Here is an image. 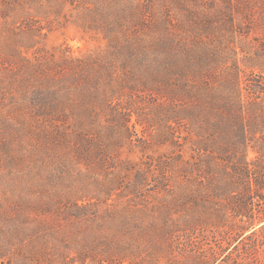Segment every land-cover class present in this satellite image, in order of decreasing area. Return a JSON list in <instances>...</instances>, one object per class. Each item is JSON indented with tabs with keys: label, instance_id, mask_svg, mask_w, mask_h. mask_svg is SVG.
Segmentation results:
<instances>
[{
	"label": "trees",
	"instance_id": "obj_1",
	"mask_svg": "<svg viewBox=\"0 0 264 264\" xmlns=\"http://www.w3.org/2000/svg\"><path fill=\"white\" fill-rule=\"evenodd\" d=\"M106 1L0 0V33H9L0 37V47L20 42L0 58V163L9 174L13 164L22 172L31 159L36 168L31 181L40 195L29 209L38 220H27V213L26 222L21 193L15 197L17 189L0 184V259L164 264L178 241L182 255L191 254L183 264H264L256 241L226 252L251 230L256 216L264 221V82L252 75L243 79L240 66L223 59L224 50L210 41L215 23L204 17L207 29L199 33L197 20L203 17L180 16L179 0ZM9 17L14 24L21 17V37L10 35L15 29ZM71 24L108 46L79 54L72 46L57 53L42 46L53 30ZM15 59L20 62L13 70L4 68ZM140 78L147 79L149 96L158 97L148 112L129 95L127 84H139ZM134 114L139 121L132 122ZM137 124H145L143 134ZM153 143L169 146L170 155H151ZM123 145L131 154L140 148L137 161H121ZM250 151L256 152L253 158ZM46 159L54 160L50 172L36 166ZM105 166L113 171L95 175V196L86 193L84 182L75 190L66 184L69 167L100 173ZM118 168L134 173L131 181L123 176L124 193H118L124 189ZM108 175L114 176L110 183ZM115 193L116 201L109 203ZM260 204L263 208L255 207ZM68 220L85 227L76 257L58 247L66 238L59 230ZM106 223L113 224L107 235ZM210 230L221 232L228 244L222 251H196L190 233ZM237 257L241 263L231 260Z\"/></svg>",
	"mask_w": 264,
	"mask_h": 264
},
{
	"label": "rangeland",
	"instance_id": "obj_2",
	"mask_svg": "<svg viewBox=\"0 0 264 264\" xmlns=\"http://www.w3.org/2000/svg\"><path fill=\"white\" fill-rule=\"evenodd\" d=\"M105 4H107L106 0H103ZM213 0H179V4L176 5L179 8H176L180 16H183V18L186 17L187 14H193L197 15L199 17H203L202 20H197L200 25H197V31L200 33L205 34L206 32V22L207 21H213L215 23V29L217 30L213 35H208V37L213 39V41L216 44H219L220 50H224L223 52V59L225 58L227 62H231L234 65H239L242 69L243 73V79H246L249 77V75H252L251 77H254L257 81L264 82V0H218L216 3L212 2ZM228 2V4H225ZM223 13H225L223 15ZM224 19L225 16H228ZM204 17L207 21L204 20ZM230 19H234L233 24L231 26V23L229 22ZM8 24L12 29H15L10 35H16L21 37V25L20 22L22 21L21 17L16 19L17 24H14L15 21H13V17L8 18ZM4 22V18L0 17V24ZM43 23L45 21L43 20ZM230 27V28H229ZM232 28V30H231ZM201 30V31H200ZM46 32V29H44ZM0 37L9 35L8 32H1ZM13 39V38H12ZM208 40V39H207ZM209 41V40H208ZM224 41V42H223ZM223 42V43H222ZM11 43L13 46H6V47H0V58H4L5 54H9L13 49L17 48V44L20 42H17L16 39L12 40ZM42 45L47 50H49L50 53H57L59 49H64L69 46H72L76 52V54L80 53V50L82 52H86L87 50H99L106 48L107 41L97 42L93 38L91 39L90 35H87L84 31L80 30L75 25H69L68 27H62L58 28L56 30H53L49 37L44 41ZM40 48V47H39ZM41 49V54L44 57V54H47V52L43 49ZM23 51L26 55L33 56L34 50L31 48L29 51L25 47H23ZM13 59V57L9 58ZM20 61L15 59L14 63L7 62L4 65L5 69L13 70L15 66L18 65ZM25 63V61H24ZM247 76V77H246ZM147 79L140 78L139 84H134L133 81L128 83L130 89V96L139 102L140 110H143L144 112H148L149 109H151V106L154 104L152 101L154 99H158V97H150L146 87L148 86ZM156 94V93H155ZM159 101V100H158ZM157 101V102H158ZM155 102V103H157ZM2 115L3 111H1ZM261 120L264 118V114L262 116ZM137 118V114L133 115L132 122H135ZM139 121V120H137ZM136 121V122H137ZM141 126H145V124H137V129L139 128L140 133L143 134V128ZM1 132V131H0ZM258 135V134H257ZM259 136V135H258ZM260 137V136H259ZM190 146V144H188ZM15 149L18 150V148L15 147ZM123 153L120 156L121 161H127L131 159L132 161H137L138 157L141 156V152L139 151V147H135V153L131 154L128 152V149L125 145L121 147ZM169 146L162 145L159 143H153L151 145V150L149 153L151 155H160L163 153H166L169 151ZM171 153V152H170ZM166 153V155H170ZM256 155V152L250 151L249 158H253ZM25 156L28 157V153H25ZM54 160H39L38 164L36 166L42 167L47 166L46 171L50 172L54 169L53 163ZM116 165L125 164L124 162H118L116 161ZM24 170L22 172L19 171V166L16 164H13L11 166V171L8 174L7 168L3 166L0 163V173H2L1 182L2 188L3 187H10L17 189L15 190L14 196H18L21 193L22 202L20 203V209L24 210L22 216L24 217V221H26L25 214L30 213V217L27 220L32 221L35 217L38 220L37 216L30 211L31 202L37 201L40 199V195L38 191L34 190V181L33 176H36V168L33 161L29 158H27L24 162ZM104 171H99L100 173L91 170H86L84 168V172H80V169L78 167V170H75L72 167L70 168L69 175H67V181L66 184L72 186V188L75 190L76 186L79 184H82L84 182V187L86 186V193L88 195H96V191L94 189L95 185V175L97 177H105L107 173L110 171H113L112 168H108ZM34 168V169H33ZM119 169V168H118ZM47 173V172H46ZM94 175V177H93ZM127 175L124 174V169H119V176L121 180L123 181V187L124 189L122 191H118V193H124L126 182L123 180V176ZM93 177V178H92ZM108 183L112 182L114 179L113 175H108L107 177ZM126 181H131L134 179V173H130L127 176L124 177ZM9 182L10 184L6 183ZM5 183V184H4ZM88 185V187H87ZM146 192H150L146 191ZM239 195V194H238ZM254 196H257L255 194ZM117 199L116 193L114 196L110 199H108L109 203H114ZM33 199V200H32ZM85 200V198L83 199ZM83 200H79L80 203H83ZM154 202V199H152L151 204ZM258 204V200H254V205ZM22 206H25L22 207ZM263 204L255 206L256 208H263ZM104 209V208H102ZM117 210V208H116ZM242 219V218H241ZM229 221H236L231 216L229 218ZM240 221V220H239ZM27 222V221H26ZM102 222V221H100ZM241 223V222H238ZM264 224V221H259V218H255L253 221V226L250 227L251 230H248L243 235L237 237L235 241L232 243V245L227 246V251L230 252L231 250L236 248H241L244 244L247 242H255L256 241V255L258 257H261L264 255V235L262 234L261 227ZM110 223H106L102 226L104 229L102 232L107 235V232H111V230H107L108 227H110ZM81 226V225H80ZM80 226L77 225V223H72L71 220H68L67 225L59 230L60 232H66V238L64 242H60L58 247H60L62 250H65L67 255L69 257H76L77 253L76 251L80 249L79 245H82L84 241H82L83 233L80 231H83V228H79ZM100 226L96 227L97 232H101ZM99 229V231H98ZM88 230V229H87ZM256 230L255 234H251L252 231ZM100 233V238H106L103 233ZM228 236V235H227ZM189 237L191 240H195L196 244V251H198V247L200 249H208V250H221L222 248L228 244V239L224 237V235L221 232L213 233V231H206V232H196V233H190ZM70 239H74L78 244L76 246L75 244L69 243ZM244 239V240H243ZM82 241V242H81ZM88 241V240H87ZM245 241V242H244ZM39 246V244H37ZM68 245V248L65 246ZM76 249V250H74ZM172 253L168 255V257L164 260V264H170L171 257L174 259L175 264H183L185 256L191 255L190 252L184 253L182 255L183 250L178 245V241H174L173 244H171ZM225 249V250H226ZM32 247H28V251L31 252ZM225 252V251H224ZM227 254V253H225ZM224 253L220 258L224 257ZM236 256V253L234 257ZM9 258V257H8ZM6 259H0V264H10L9 261ZM233 261H237V263H241V258L237 257V260L231 259ZM12 264V261H11ZM73 264H102V262L96 260V258L90 257L86 258L85 261L82 263L80 261H77L76 263L73 262Z\"/></svg>",
	"mask_w": 264,
	"mask_h": 264
}]
</instances>
